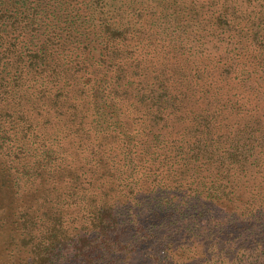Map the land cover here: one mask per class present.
Returning a JSON list of instances; mask_svg holds the SVG:
<instances>
[{
    "label": "trees",
    "instance_id": "obj_1",
    "mask_svg": "<svg viewBox=\"0 0 264 264\" xmlns=\"http://www.w3.org/2000/svg\"><path fill=\"white\" fill-rule=\"evenodd\" d=\"M152 2L159 8H151ZM145 4L142 0H0L1 136L11 140L8 124L15 128L19 123L27 128V137H33V115L23 107L43 108L46 117L61 123L55 134L71 136L61 165L79 182L70 187L71 210L63 214L60 209L62 216L41 236L45 246L39 245L31 260L21 264H57L59 259L66 264H127L126 253L120 251L151 252L158 235L152 233L155 228L144 227L146 222L132 203L139 206L136 193L155 190L165 197L148 210V222L164 219L175 230L172 226L178 219L193 211L208 223L214 217L206 204L200 210L191 199L179 203L175 198L179 193L198 197L206 192L207 203L226 197L236 216L228 224L236 228L237 241L250 230L255 234L252 227L261 228L256 245L264 252V75L263 80L253 75L264 74V0ZM201 20L207 25L214 20L215 26L236 34L246 32L251 42L232 54V64L224 67L215 56L176 58L177 45L167 44L170 29ZM196 112L206 113L205 121L199 123ZM227 112L234 120L225 130L235 128L228 137L232 166L227 189L220 185L202 190L205 184L195 177L197 164L202 155L212 157L223 150L224 141L213 126L221 127ZM102 134L105 141L112 139L108 144L121 145L122 157H113L118 146L101 145ZM86 137L90 143L84 147ZM5 142L1 148L13 150L14 145ZM39 146L35 153L42 154L41 159L35 157L36 170L49 168V160L61 153V147L42 149V142ZM90 177L115 185L101 191L119 189L131 195L125 203L131 205L124 212L117 194L114 199L101 198L98 208L92 209L90 191L79 187L80 183L85 187ZM154 211L158 214L153 217ZM246 223L252 227L245 230ZM132 231L131 237L125 234ZM176 235H180L176 242L167 239L159 249L166 253L164 258L152 256L138 264H187L189 258L181 259L204 248L193 235L179 231ZM236 239L227 240L233 249L241 246ZM11 264L20 263L14 259Z\"/></svg>",
    "mask_w": 264,
    "mask_h": 264
},
{
    "label": "rangeland",
    "instance_id": "obj_2",
    "mask_svg": "<svg viewBox=\"0 0 264 264\" xmlns=\"http://www.w3.org/2000/svg\"><path fill=\"white\" fill-rule=\"evenodd\" d=\"M142 1L147 4L151 0ZM153 5L159 8L153 2L151 8ZM147 34L151 39L155 38L151 36L152 33ZM168 38L167 44L171 46L177 45L176 58L183 60L192 55V58L202 56L204 59H212L215 56L217 59L223 61L219 63L220 67L226 66L227 62L232 64V61H229L232 54L239 52L251 42L246 32L236 34V32L228 31L227 27L215 26L214 20L211 25H207L205 21L202 22L201 20V23L198 24L196 22H185L180 29L172 27L169 31ZM169 41H172L173 44L169 43ZM144 46L142 45L141 48ZM259 70V68L255 69V71ZM175 71H179V69L176 67ZM253 75L254 79H260L264 74L261 72ZM246 77L247 75L242 76L239 80L243 81ZM239 80L237 79L236 82H239ZM260 80H263V78ZM203 105H207V102H204ZM205 107L208 108L207 106ZM23 109H28L29 113L33 115L32 121L34 122H32L33 127H31L33 130H30V135L33 137H27L29 135L27 128L24 127L25 125L19 123H15L14 126H17L15 128L8 124V127L10 129L12 128L11 140L8 139L6 141L5 136H1L0 133V143L6 141L5 143L14 145L12 146L14 147L13 150L2 149L0 145V264H11L14 259L20 264L30 261L31 252L34 253L35 248L38 249L39 245L45 246L41 236L44 235L43 232L45 230L51 229L55 222L58 221V215L62 216L60 209L65 211L63 214H66L67 210L68 212L71 210L68 205L70 187L73 182H75V185H79V182L73 180V174L64 165H61L63 156L66 155L67 147H70L71 141L68 137L71 136L66 132H60L59 135H56L55 132L60 128L58 124L61 123L57 119L46 117L43 108H34L32 105H25ZM196 114L199 116V123L205 121V116L207 117L206 113L196 112ZM229 116L227 112V121H223L221 127L220 124L213 126L217 131L216 135H220L224 141L223 150L221 153L213 154L214 156L212 157L202 155L197 164L198 167L195 177H198L205 184L201 185L200 189L202 190L209 187H219L220 185L226 186L227 189V171L232 166V162L229 160V154H227V150H229L228 146L230 145L228 137L233 136V133L230 131H235L234 127L225 130V126L234 120L233 117ZM101 137L102 146L113 145L108 144L112 140L111 138L105 141L106 136L102 134ZM202 139L204 140V137ZM40 142L44 145L42 149L50 146L61 147V153L49 160V168L36 170L34 169L35 157L37 155L41 159L40 155L42 153L37 154L35 150L40 148ZM89 143L90 140L86 137L84 147H87ZM117 146L118 150L113 153L115 154L113 157L118 154L119 159L123 155L121 154V145L118 143L113 145L114 148ZM107 165L108 168L110 164L107 163ZM102 183L97 181L95 177H90L86 181L85 187L81 186L82 184L80 183V189L90 191L93 197H90L92 209L98 208L101 198L114 199L118 194L117 197H122L119 202L124 207L125 212V208L131 205L129 203L125 204L131 195L122 194L120 193L121 190L119 192V189L101 191L104 187L113 188L115 186L112 183ZM97 186L98 189L96 188ZM172 192L174 191L172 190ZM179 194L175 198L177 202L181 203L183 199H185L184 201L191 199L193 205L196 204L200 210L202 209V205L206 204V207L212 210L211 212L214 218L206 223L204 221L205 219L196 218L197 215L193 211H189L183 220L178 219V223L172 226V229L175 230H171L167 221L164 219L162 221L154 220L153 223L148 222V210L153 205H159L165 197V194L157 190L153 191V194L148 191L140 192L138 195L136 193L135 197L140 198L141 201L138 202L139 206H137V202H133L132 204L137 207V211L141 215L140 220L146 222L144 227L148 229L152 228L153 230L155 228L152 233L158 235V237L155 238L157 240L154 239L152 248H149L151 252L141 249L120 251L126 253L127 264L142 263L144 260L146 261L150 257L157 255L164 258L166 253L160 252L159 249H163L162 247L168 243L167 239L176 242L180 237V235L175 236V233L178 231L193 235L196 242L204 246L198 255L193 253L181 259L182 261L189 258L187 264H264L263 246L256 245L261 228L258 229L250 225L255 229V234L252 235L250 230L244 237H241L237 241L235 237L236 228L232 224H228V222H234L236 216L233 215V210L227 207L226 197L222 201L210 199L206 203V196L208 195L206 192L198 194V197L189 196L184 193ZM176 195L177 193L170 196L173 197ZM56 211H58L57 215H55ZM154 213L155 215L153 217L158 214L155 211ZM151 225H154V227ZM136 226H139V224H136ZM238 226L240 227L239 222ZM250 226L246 223L245 230L250 228ZM133 233L134 231L131 234L127 232L125 234L131 237ZM228 239H232L233 241L236 239L241 246L233 249L231 244H227ZM155 242L158 243L155 244ZM194 256L196 259H191ZM175 259L179 260L178 257H175ZM57 264H66V261L59 259ZM145 264H149V262H145Z\"/></svg>",
    "mask_w": 264,
    "mask_h": 264
}]
</instances>
